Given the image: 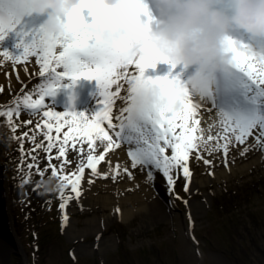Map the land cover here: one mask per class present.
<instances>
[{
  "label": "snow or ice",
  "instance_id": "6c2138e0",
  "mask_svg": "<svg viewBox=\"0 0 264 264\" xmlns=\"http://www.w3.org/2000/svg\"><path fill=\"white\" fill-rule=\"evenodd\" d=\"M142 14L147 15L142 0H127L118 9L98 4L89 5L88 19L79 9H74L62 21L65 37L58 40L57 37L46 34L42 26L29 27L25 18L31 15L18 7L17 0H0V42L12 34L18 50L16 55L7 50L0 51V57L14 65L35 57L39 75L44 78L36 92L38 98L34 99L31 93L25 94L22 100L14 102V106L0 111V117L8 118L11 131L15 133L17 126L12 121L14 116L21 115V104L32 115L39 116L42 112L43 125L37 121L36 128L48 141L45 151L53 148L54 139L59 140L56 157L59 159L65 157V145L69 141L75 147L76 141L83 140L92 150L86 158V166L91 170L92 177L111 178L115 181L119 175L127 174L132 179L134 173L131 169L139 168L140 171L147 170V179L150 180L154 169L163 174L169 191H172L182 171L186 181L184 190L188 191L193 175L189 160L193 154L196 160L203 159L205 165L211 166L213 161L205 158L202 153L212 156L214 152H222L227 167L230 148L243 146L240 155L254 147L264 150V55L250 54L246 50L247 45L225 38L224 48L230 56V70L220 75L222 79L219 82V93L226 102V110L217 109V104L212 99L213 91L199 96L201 101L207 99L217 109L222 132L216 137L209 134L205 138L204 129L197 127L199 120L196 118L202 105L193 102V97L182 87L178 75L172 74L171 69H175L176 64L151 45L142 42L134 31V25ZM120 27L129 30L128 39L103 38L105 30L112 31ZM157 64L170 65L169 74L163 77H146V70L155 68ZM80 79L95 81L97 85L99 108L93 116L86 117L83 113L77 115L67 111L57 114L47 107L45 98L54 96L62 81L70 80L75 84ZM150 91L154 93L153 99L147 102L143 97ZM122 92L125 94L121 95ZM234 97H238V102L234 101ZM116 99L123 101L125 106L113 115ZM177 101L180 103L179 109L174 107ZM105 124L108 130L103 127ZM64 128L67 131L63 132L60 140L61 130ZM35 135V132L32 135L28 132L23 134L32 142H35ZM249 137H253L254 143L249 142ZM11 138L16 139L15 136ZM97 140L106 142L103 153L99 156L93 154ZM214 140L215 143H210ZM23 143L24 139L21 138V149ZM122 145L127 146L130 167L118 164L113 169L109 162L107 171H98L97 166L105 161V154ZM41 147L42 144H36V148ZM168 149L170 155L166 154ZM31 159L38 163L35 156ZM49 159L51 161L52 157ZM65 163L71 161H61L59 168L51 163L47 166L51 167L47 179L54 178L57 181V198L60 200L58 210L62 224L68 220L66 209L70 201L76 199L79 202L82 195L81 179L84 175L83 161L76 165L71 174H64ZM27 167L31 169L33 164L30 163ZM37 173L43 181L46 168L37 167ZM28 182L27 178L23 179V183ZM93 182L91 178L88 181L89 185ZM41 186L42 183L38 182L37 187ZM69 186L70 192H66L65 189ZM45 203L50 206L51 201Z\"/></svg>",
  "mask_w": 264,
  "mask_h": 264
},
{
  "label": "rangeland",
  "instance_id": "374dc122",
  "mask_svg": "<svg viewBox=\"0 0 264 264\" xmlns=\"http://www.w3.org/2000/svg\"><path fill=\"white\" fill-rule=\"evenodd\" d=\"M36 82H31L29 88L41 84L36 85ZM23 95L25 93L11 100L12 104L9 101L3 105V94H0V111L14 106ZM29 120L32 123H27ZM37 121L39 116L32 115L22 104L21 115L14 116L12 121L17 126L15 133L11 131L8 118L0 117V164L5 168L3 175L10 192L7 191L6 210L11 222L5 224L7 236L12 238L9 240L12 252L7 258L0 253V264H264V150L261 148L254 147L242 159L230 160L227 167L225 163L217 167L213 163L203 165L192 156L189 168L193 176L199 181L211 179L192 192L189 183L185 191L186 181L181 171L173 190L169 191L168 187L164 197L161 188H157L153 193L167 204L166 216L150 221L149 225L142 223L144 217L140 213L129 223L120 218L111 219L106 226H100L99 232L90 231L73 239L62 224L58 191L42 194L41 187H37L38 182L43 183L50 175L51 167H47L50 163L59 168L61 161H65L41 157L48 141L37 130ZM25 132L29 135L35 132V142L24 137ZM13 136L16 139H12ZM21 138L24 139L23 149ZM249 142L254 143L253 137H249ZM36 144L43 147L36 148ZM258 154L259 162L241 169ZM32 156L38 163L32 161ZM30 163L33 164L31 169L27 167ZM37 167L46 168L43 181ZM68 168L65 163L64 174H71ZM220 170H228L229 177L221 181L215 179V172ZM24 178L29 182L23 183ZM65 191L70 192V187ZM46 201H51L50 206ZM196 201L205 205L201 213L190 207ZM68 208L67 221L79 229H84L85 222L95 214L109 213L108 210L101 213L82 209L76 199L70 201ZM5 235L1 236L7 239ZM103 240H111L113 244L99 249L98 244Z\"/></svg>",
  "mask_w": 264,
  "mask_h": 264
},
{
  "label": "bare ground",
  "instance_id": "6f19581e",
  "mask_svg": "<svg viewBox=\"0 0 264 264\" xmlns=\"http://www.w3.org/2000/svg\"><path fill=\"white\" fill-rule=\"evenodd\" d=\"M226 0H222L220 5H216L217 9L223 11L227 15H231L233 13V8L230 5L228 10L225 9ZM142 4L145 6V3L142 1ZM82 15L88 19V10L82 12ZM46 17L44 16H36L31 15L25 18L26 23L29 27L39 28L43 25ZM142 21L145 20V16L141 15L139 17ZM238 35L243 41L234 38V36L228 35V38L236 41L237 43L251 45L252 41L248 36H246L241 31L230 30V32ZM16 40L12 34L2 42H0V51L7 50L10 54L16 55L18 54V50L15 48ZM131 71H135L130 68ZM58 71H61L58 69ZM170 71V65L168 64H157L155 69H148L145 72L146 77L155 78L157 76L163 77L168 75ZM173 75H178L181 82L190 74L191 70H184L181 66H176L175 69H171ZM42 79V80H41ZM41 80V82H38ZM37 81V82H36ZM31 82H36L38 84H42L44 82V78L39 75V65L36 63L35 57H30L29 60L25 63L13 64L11 61H5L3 57H0V94H3V98L1 103L7 104V102L14 100L15 97L21 95V93L33 95V98H38L36 92L39 91L40 85L35 87H30ZM126 87V86H125ZM219 83L216 82L213 88V97L212 99L216 102L217 108L226 110V102L221 97L219 90ZM35 90V92L33 91ZM24 91V92H22ZM125 93H121L124 95ZM234 101L238 102V97L233 98ZM99 95L98 88L95 81H87L84 79H80L72 83L70 80H65L61 82L60 87L57 89L56 94L52 97L45 98V104L47 107L56 112L57 114H62L64 112H73L77 115L83 113L86 117L93 116L99 108ZM194 103H199L202 106L199 108L197 112L196 118L199 120V124L197 127L199 129H204L205 138L211 134L213 137H216L218 133L222 132V125L220 122V117L217 114V109L213 108L210 101L205 99L201 101L199 97H193ZM124 102L120 99H116L115 104L113 105V115L117 114L120 108L124 107ZM42 112L39 115V122L41 126L43 125V120L41 119ZM46 119V118H45ZM106 130L107 125H103ZM210 130V131H209ZM46 131V129H45ZM67 131L66 128L61 130L60 140L63 138V132ZM110 131V130H109ZM179 129H177V132ZM111 134V133H110ZM199 133H197L198 135ZM52 135L55 137L56 134L53 132ZM53 148L50 151H44L41 153V157H54V160H68L71 163H68V171H75L76 165L83 161L84 164V175L81 179V189L82 195L79 197V204L82 209H92L98 212L103 213L108 210L109 213H106L105 216H100L95 214L92 218L88 219L85 222L84 229H79L73 222L67 221L65 223L67 235L70 238H79L83 235L87 234V232H99L101 229V225L106 226L108 222L112 219H121L124 223H129L135 214H143V224L149 225L150 221H156L157 219H161L166 216V212L168 210L167 204H165L164 200L161 199V196L164 197V191L167 190L168 184L166 179L163 177V174L160 172L152 170L153 177L152 179H147V170L140 171V169H131L134 173V178L129 179L127 174H122L117 177L115 181L111 178L102 179L95 178L91 175V170L87 168V154L89 151H92L88 148V145L83 140H78L75 143V147L72 146V141H69L68 144L65 145L66 155L65 157H58V147L59 140L54 139L52 141ZM215 143V140L210 142ZM106 142L101 143V141L97 140L94 146V155L99 156L103 153V147ZM243 146L237 145L235 148H230V153L228 160H237L242 159L244 155H240L241 149ZM168 150H166V153ZM171 153L168 152L167 155ZM53 155V156H52ZM202 155L205 158H209L213 160V165L215 167L221 166L224 163V155L222 152H214L212 156H208L206 152H203ZM194 156V154H193ZM42 157V158H43ZM192 157V156H191ZM212 158V159H211ZM261 160L260 154L254 157V160L251 162H247L242 165L241 169H245L250 165H253L256 162ZM203 165V159L200 160ZM216 161V162H215ZM109 162L111 163V167L116 169V166L119 164L121 166H129L130 167V159L127 156V146L122 145L119 149H114L105 154V161L101 162L97 168L100 172L107 171L109 167ZM233 168V167H231ZM239 168V167H238ZM240 170V169H239ZM234 171V170H232ZM5 172L4 166L0 164V230L2 234H6L7 236V225L5 223H10L11 219L8 217V220H5V212L6 211V199H7V187L8 181L6 177L3 175ZM229 177V172L220 170L215 172V179L218 181L223 180L224 178ZM93 179L94 182L89 185V179ZM209 179H203L199 181L196 179V176L192 175V179L189 185L190 191L199 188L204 185L205 182L209 181ZM70 187V186H69ZM157 188H161V196L155 197L154 191ZM7 194V195H6ZM6 197V198H5ZM83 206V207H82ZM192 206V207H191ZM192 210H199L198 213H201L205 208V205L202 202H194L190 204ZM69 208L66 209V214H68ZM2 225V226H1ZM3 228V229H1ZM4 230V231H3ZM1 233V232H0ZM0 234V253L5 254V258L8 257L9 253L12 252V243L9 241L12 238L7 236V239H4ZM110 244L113 243L111 240H103L100 241L98 246L100 248L110 247ZM5 262V260H4Z\"/></svg>",
  "mask_w": 264,
  "mask_h": 264
},
{
  "label": "clouds",
  "instance_id": "9594fccd",
  "mask_svg": "<svg viewBox=\"0 0 264 264\" xmlns=\"http://www.w3.org/2000/svg\"><path fill=\"white\" fill-rule=\"evenodd\" d=\"M127 0H17L18 7L30 15L44 16L42 28L46 34L59 39L65 37L62 21L74 10H89L98 4L110 9L122 7ZM221 0H151L152 13L145 20L138 18L134 31L142 42L154 47L161 55L184 70H191L182 87L192 96L199 97L212 91L216 77L230 70V56L224 40L230 30L243 32L252 44L250 54L264 55V0H230L231 15L217 9ZM144 6V5H143ZM145 7V6H144ZM146 8V7H145ZM106 40L128 39L127 28L105 30ZM155 68H153L154 70ZM153 92L143 99L151 102ZM179 109L180 103L174 105ZM58 190L54 178L42 183L41 193Z\"/></svg>",
  "mask_w": 264,
  "mask_h": 264
}]
</instances>
